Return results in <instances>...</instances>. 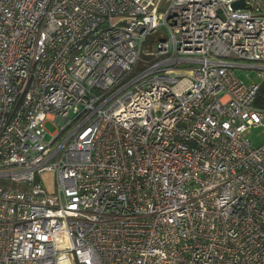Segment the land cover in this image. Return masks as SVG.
I'll list each match as a JSON object with an SVG mask.
<instances>
[{
  "label": "built area",
  "instance_id": "built-area-1",
  "mask_svg": "<svg viewBox=\"0 0 264 264\" xmlns=\"http://www.w3.org/2000/svg\"><path fill=\"white\" fill-rule=\"evenodd\" d=\"M235 1L0 0V264H264V0Z\"/></svg>",
  "mask_w": 264,
  "mask_h": 264
},
{
  "label": "rangeland",
  "instance_id": "rangeland-1",
  "mask_svg": "<svg viewBox=\"0 0 264 264\" xmlns=\"http://www.w3.org/2000/svg\"><path fill=\"white\" fill-rule=\"evenodd\" d=\"M164 28L162 26L159 28L158 32L155 34H152L148 37V39H154V41H157L158 38H162L164 36ZM153 45H149L147 42L144 43L143 51L141 53L140 60L138 61L137 66H140L137 70L143 69L146 66H148V63L146 61L150 60L153 56L150 54L152 51ZM138 71H132V73L129 75V77H132L135 73ZM237 75L243 79L245 82H259L261 80L259 76V69L258 68H236ZM47 130L51 133L55 132L58 129V124L47 121L45 124ZM249 135L251 138L255 141L256 144H260L264 141V127H255L250 130ZM51 136L47 135V140H49ZM62 139V136H60L56 142L55 147L58 145L60 140ZM50 184L53 183L52 180L49 182ZM0 186L6 187V188H13V189H26L28 190V187L26 184L15 182L9 178L0 177Z\"/></svg>",
  "mask_w": 264,
  "mask_h": 264
},
{
  "label": "water",
  "instance_id": "water-1",
  "mask_svg": "<svg viewBox=\"0 0 264 264\" xmlns=\"http://www.w3.org/2000/svg\"><path fill=\"white\" fill-rule=\"evenodd\" d=\"M232 6H233L234 9L244 8L245 7V3H244L243 0H238V1H235L232 4Z\"/></svg>",
  "mask_w": 264,
  "mask_h": 264
},
{
  "label": "trees",
  "instance_id": "trees-1",
  "mask_svg": "<svg viewBox=\"0 0 264 264\" xmlns=\"http://www.w3.org/2000/svg\"><path fill=\"white\" fill-rule=\"evenodd\" d=\"M146 42H147L149 45H151V46H152V45L154 44V39H150V40H149V39H147V41H146ZM136 67H137L138 69L140 68V66H137V65H136ZM133 70H134V71H138L137 69H133Z\"/></svg>",
  "mask_w": 264,
  "mask_h": 264
}]
</instances>
